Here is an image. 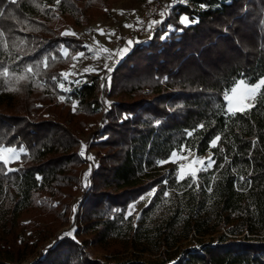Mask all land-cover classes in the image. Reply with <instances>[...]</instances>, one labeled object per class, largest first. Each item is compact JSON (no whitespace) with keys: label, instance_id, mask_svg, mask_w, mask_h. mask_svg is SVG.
Segmentation results:
<instances>
[{"label":"trees","instance_id":"1","mask_svg":"<svg viewBox=\"0 0 264 264\" xmlns=\"http://www.w3.org/2000/svg\"><path fill=\"white\" fill-rule=\"evenodd\" d=\"M67 10L81 12L74 0H0V145L25 149L16 168L0 161V264H12L33 250L34 243H18L25 226L22 213L41 191L60 192L76 177L74 166L81 160L79 138L49 106L63 93L59 65L67 58L55 47L67 38L51 20ZM183 14L198 22L185 26ZM159 21L112 71L110 93L130 99L105 109L107 121L98 134L104 138L98 143L107 151L100 155L88 203L102 217L107 206L123 212L155 188L138 225L142 251L166 253L163 246L210 238L179 248L169 262L101 261L78 254L64 237L33 264H264V101L257 97L254 107L231 114L225 99L238 79L254 84L264 77V0L178 1ZM29 65L32 74L25 71ZM22 75L26 79L18 80ZM100 80L88 73L78 85L71 84L72 98L97 104L92 108L99 110ZM184 145L197 154L211 149L214 161L191 187L189 177L177 179V165L169 160ZM162 160L167 162L158 163ZM157 206L165 213L154 218L153 229H143ZM104 223L107 231L115 225Z\"/></svg>","mask_w":264,"mask_h":264},{"label":"rangeland","instance_id":"2","mask_svg":"<svg viewBox=\"0 0 264 264\" xmlns=\"http://www.w3.org/2000/svg\"><path fill=\"white\" fill-rule=\"evenodd\" d=\"M74 1L79 6V12L81 11V14H74L68 10L61 11L58 13V17L51 20V23L58 26L57 29L61 36L67 38L55 46L61 53L64 50L67 51L66 61L60 63L59 67L61 74L69 73L68 80L79 79L80 83L88 73L99 75L101 80L98 97L102 102L99 103V110L94 111L92 106L97 104L89 106L79 104L78 99L72 98L70 91H63V93L56 94L51 100L52 104L49 106L52 108H50V111H56L57 118L65 121L67 127L73 130L79 138V143L76 146L78 153L82 150L81 142L87 146L85 149V157L80 156V162H77L74 166L76 167V177L65 182L61 186L60 192H55V194L50 196L48 191H41L29 211L22 213L23 215L20 219L25 226L24 232H20L18 243L19 241L29 244L34 243V248L27 252L24 257L12 261V264L35 263L47 253L53 243L64 237L72 240L71 242L76 245L74 247L78 251V254L83 251L89 257L101 261H115L130 257H139L145 260L155 259L159 261L168 259L169 262H172L175 259L176 250L193 246L200 240H208L210 235L202 236V238L198 236L190 237L180 241L173 248L163 246L164 250L167 251L166 253L161 252V250L158 253H153L150 250L142 251L141 247L144 245V238L140 235V233L142 234L140 232L142 230H138V225L143 217L142 209L152 197L148 193L153 192L155 188L148 190L138 199L132 200L123 212L120 207L107 206L104 208L105 210H101L104 214L102 217H99V214L96 215L97 217L94 215L96 212H92L94 211V207L90 206L88 198L94 189V173L99 164L100 155L107 151V148L100 146L98 143L99 140L104 138V136L99 137L98 134L101 133L107 121L104 114L105 109L108 104H112L121 98L125 97L126 100L130 99L129 96L118 93L117 91L114 94L110 93L113 69L126 57L137 40L151 36L153 28H148L151 21L162 20L167 14L172 13L173 6L178 1L188 2L189 0ZM155 3H159L160 9L153 15H149V9ZM169 5L170 7H168ZM161 12H164L165 15L161 16ZM184 16L186 15L183 14L181 18ZM126 25H130L131 27H126ZM136 27H142L143 34L132 41V44L128 46L127 52L121 55V50L127 45V42L121 43L122 34ZM100 29H103V35L100 33ZM65 32L75 33V35H62ZM86 45L88 47H85ZM105 49L107 51H104ZM79 53H84V56H78ZM73 57H77V59H73ZM105 65L111 68L110 72L105 68ZM85 69L89 71H85ZM105 77H110V80H106ZM61 80H63V77ZM241 80L243 79H238L236 83H239ZM64 83L65 87L71 89V84L67 81H64ZM236 83L233 87L236 86ZM231 95L230 92L229 96ZM241 96L242 92L232 98V108L240 106ZM60 97H64L65 99L61 100ZM253 101L244 100L243 103L253 104ZM74 102L76 103L75 111L73 110ZM229 106V100H227V108ZM0 148H12L16 150V156L9 161L8 168H16L22 164L20 160L22 152L19 150L24 149L23 146L0 145ZM174 151L178 153L177 158L173 161L177 165L176 175H178V170L181 165L188 166L193 165V161L207 162L209 158L212 159L211 149H208L202 154H197L194 150L184 145L180 149L173 150L172 152ZM4 155L7 156L9 153H4ZM88 155H91L94 160L86 159ZM169 160H171V155L169 156ZM90 165H92L91 170ZM193 167L200 169L202 165L197 163ZM200 172L202 171H197L195 180L200 179ZM86 173L88 174L87 186H85ZM188 177L190 178L189 183H193L192 177ZM47 196H50V199H47ZM141 197H144V199H140ZM164 197L168 198L165 195ZM43 199H46L44 203L42 202ZM167 201V199H163V203L167 204ZM133 203H135V209L131 215H128L129 206ZM74 207L76 209L75 212H73ZM160 213L164 214L165 211L160 206H157L147 215L142 228L153 229L155 225L154 218L160 215ZM107 220L115 224L112 230L107 231V226L104 223ZM220 229L224 230L223 226ZM66 233H71L75 236V239L72 238V235H64ZM217 233L214 235H217ZM133 234L135 237H132ZM148 246L150 247V245ZM20 251L22 252V246L20 247Z\"/></svg>","mask_w":264,"mask_h":264},{"label":"snow or ice","instance_id":"3","mask_svg":"<svg viewBox=\"0 0 264 264\" xmlns=\"http://www.w3.org/2000/svg\"><path fill=\"white\" fill-rule=\"evenodd\" d=\"M11 3H15L16 0H10ZM57 3L60 2V0H56ZM170 7V5L168 6ZM201 7H204L203 5ZM0 15H3V13H0ZM161 16H164L165 13L161 12L160 13ZM198 21L195 20V18H193L191 21H189L187 16H184L181 18L180 23L184 24L185 26H187L189 23H196ZM157 23H162V21H151V23L148 25L149 29H152ZM126 27H131L130 25H126ZM171 27V26H169ZM182 30V29H181ZM100 33L103 35V29H100ZM75 35V33H69V32H65L62 33V35ZM163 38V37H162ZM132 44V41H128L127 45L124 49L121 50V55H123L124 53L127 52L128 50V46H130ZM85 47H88L87 45ZM104 51H107V49H105ZM63 54L65 56H67V51L64 50ZM78 56H84V53H79ZM47 57L44 58V61H47ZM73 59H77V57H73ZM37 69L39 68V62L36 65ZM45 67H47V64L45 63ZM105 68L108 69V71H111V68L108 67V65H105ZM25 71L27 73L32 74L33 73V67L31 65L27 66ZM85 71H89L88 69H85ZM8 69H4L3 70V76L7 77L8 76ZM61 76L63 77V80H61L58 84V86L61 88V90L63 91H70V88L65 87V83L64 81H67L69 84H75L78 85L80 83L79 79L77 80H68V76L69 73H62ZM26 77L25 76H20L18 78V80L22 81L25 80ZM53 79H56L55 77H53ZM106 80H110V77H105ZM165 80L167 79V77L164 78ZM235 83V82H234ZM103 87V85H102ZM261 89H264V78L260 79L258 83L254 84V85H248L247 82L245 80H241L239 81V83H236V86L230 89L231 92V96H229L228 93H225V99L229 100V108L226 110L227 112L231 113V114H235L236 111H246L248 109H250L251 107H254V104H244L243 101L244 100H255L257 97H259L262 101H264V92H261ZM12 90H16V89H12ZM242 92V96H241V104L238 107L232 108L231 107V101L232 98L237 96L238 94H241ZM61 100L65 99L64 97H60ZM107 103V102H106ZM108 106L110 107V104H108ZM76 108V103H73V110L75 111ZM125 119L128 118V116L126 115L124 117ZM157 123H159V121H157ZM202 127V125H201ZM187 135L191 136L192 132H188ZM220 140V137L217 136L215 137L210 143L212 147H216L217 146V142ZM82 143V150L79 153V156L81 157H85V149H86V145ZM19 151L24 152V149H20ZM4 153H9V155H4ZM16 156V150L12 149V148H0V161L3 162L4 165H7L9 163V161L11 159H13ZM178 153L177 152H172L171 153V160L175 161V159L177 158ZM86 159L88 160H94V158L91 155H88L86 157ZM167 161H158V163L163 164ZM201 164L202 167L200 169H197L195 167H193V165L195 164ZM214 164V161L209 158L207 160V162L204 161H193V165H188V166H184L181 165L179 170H178V175H177V179L178 180H184L186 179V177L191 176L193 179V182H195L196 179V175H197V171H203V170H207L208 168H211L212 165ZM92 165H90V170H91ZM87 173L85 174V186H87ZM37 179H40V177L38 176ZM241 180L243 179V177L240 178ZM250 183V182H249ZM189 187H191V184H189ZM210 190V189H209ZM155 191V189H153V192ZM153 192L148 193L149 196H151L153 194ZM165 196L167 195V193L164 194ZM140 199H144V197H141ZM135 209V203H133L132 205L129 206V211H128V215L132 214V211H134ZM75 207L73 208V212H75ZM64 235H72L71 233H66ZM72 238L75 239V236L72 235Z\"/></svg>","mask_w":264,"mask_h":264},{"label":"built area","instance_id":"4","mask_svg":"<svg viewBox=\"0 0 264 264\" xmlns=\"http://www.w3.org/2000/svg\"><path fill=\"white\" fill-rule=\"evenodd\" d=\"M160 9L159 3L153 4L149 9V15H153L154 13L158 12ZM143 34V28L142 27H136L131 31H126L122 34L121 37V43L128 42V41H134Z\"/></svg>","mask_w":264,"mask_h":264}]
</instances>
